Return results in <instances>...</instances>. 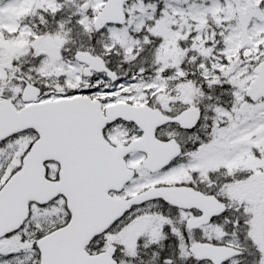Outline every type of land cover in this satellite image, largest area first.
<instances>
[{"label":"snow or ice","instance_id":"snow-or-ice-1","mask_svg":"<svg viewBox=\"0 0 264 264\" xmlns=\"http://www.w3.org/2000/svg\"><path fill=\"white\" fill-rule=\"evenodd\" d=\"M0 264H264V0H0Z\"/></svg>","mask_w":264,"mask_h":264}]
</instances>
